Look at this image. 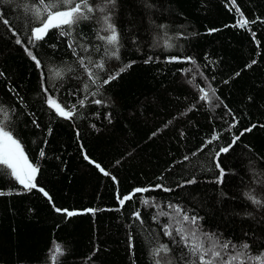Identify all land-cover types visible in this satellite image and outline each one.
Instances as JSON below:
<instances>
[{
	"label": "trees",
	"instance_id": "obj_1",
	"mask_svg": "<svg viewBox=\"0 0 264 264\" xmlns=\"http://www.w3.org/2000/svg\"><path fill=\"white\" fill-rule=\"evenodd\" d=\"M36 4L0 0V124L39 169L37 188L28 191L0 166V264H53L55 242L62 249L55 264H155L159 244L168 245L171 264H191L175 231L164 235L171 221L159 212L175 215L169 204L198 217L202 234L229 244L215 264L237 253L232 264H257L249 257L264 254V0H89L95 11L70 37L53 28L32 45ZM236 8L246 28L234 26ZM105 16L119 34L118 58L105 55L112 49L97 39L108 34ZM82 57L103 61V70L89 65L97 84ZM48 95L75 104L73 118L58 116ZM214 134L219 138L208 143ZM230 144L218 157L224 177L217 183L216 153ZM136 188L154 190L121 206L116 196Z\"/></svg>",
	"mask_w": 264,
	"mask_h": 264
},
{
	"label": "snow or ice",
	"instance_id": "obj_2",
	"mask_svg": "<svg viewBox=\"0 0 264 264\" xmlns=\"http://www.w3.org/2000/svg\"><path fill=\"white\" fill-rule=\"evenodd\" d=\"M234 3V0H233ZM37 19L40 20V23L38 26L31 29L28 43L34 45L35 42L41 41L44 39V37L47 35L50 29L56 28L59 29L61 36L70 37L72 35V28L75 24H77L82 19H88L90 13H93L95 9L89 4V0H37V4L34 9H31ZM101 11H103L101 9ZM236 12L239 14V19L236 21V25L240 28H246L249 24V21L247 18L244 17L243 13L240 12L239 8H236ZM256 21H252V23H255ZM5 24L8 22L5 20ZM103 31L105 33H108L107 35H97V39L104 41V43L107 46L111 47V52L108 51L106 48L105 55H110L112 57L118 58V44H119V34L117 33L115 26L110 23V18L108 16H105L103 18ZM65 26L67 30H65ZM16 34L15 32L13 33ZM253 37H255V34L253 33ZM17 44H21L22 41L17 38L16 40ZM69 47H72V41L69 40ZM81 47H84L81 45ZM25 51L27 54L32 58V60L36 63V66L38 68L41 67V61L37 58L36 55L33 54L31 50L28 48H25ZM85 51H87V48H85ZM73 54L75 55V49L73 48ZM178 58L173 57L170 58L171 61H175ZM189 62L195 63L192 61V59L186 58ZM148 61H145L147 63ZM256 61H252L254 64ZM80 64L85 69V72L87 73L88 80L91 81V84L95 85L98 82V76L97 74L92 70L89 65H92V61L89 59L88 63H85L84 58H80ZM96 69L103 70L104 69V63L103 61L97 62L94 65H92ZM128 67H131V65H126L125 67L121 68L119 72L110 75L106 80L103 81L104 84L110 83L112 80L116 79L120 72L125 71ZM248 67H251V65H248ZM185 71H190V69H186ZM43 77V72L41 73ZM57 76L60 75L59 72L56 73ZM239 75V73H237ZM89 84H84V91L88 92ZM45 93L48 92L47 88L43 89ZM99 91V89H97ZM200 96L199 99L202 101H209L210 96L209 93L204 88H199ZM97 93L92 92L90 95L95 96ZM212 95H215V91H212ZM87 99V96L84 99L79 100L77 103L83 107L85 104V100ZM47 105L52 108L55 113L65 119H72L73 116L76 114V105L73 104L71 106L63 105L61 102H58L57 99L53 98V96L48 95L46 100ZM93 103L95 104H101L102 101L99 99L93 100ZM235 119V117H233ZM232 127H235V124L232 125ZM252 127H255L253 125ZM251 128L244 129L245 132L251 131ZM50 131V130H49ZM243 135V132L241 133ZM219 138L218 134H214L211 138V140L208 141V143H211L213 140H216ZM239 139V136H235L233 138L232 144L236 142V140ZM206 146V145H205ZM231 147V144L227 147L220 148L219 152L216 153L217 162L216 167L220 169L219 177L217 178V183L223 182L224 177V170L220 168V162H219V155L220 153H226L229 151V148ZM40 156H44V151H40ZM85 159H88V157L85 155ZM187 160L188 157H185ZM91 162V161H90ZM0 166L3 167L4 170H7L9 174L20 184L23 186L24 189L31 191L32 189L37 188V184L35 181V176L39 169L29 162L27 156L24 153V150L20 144V142L14 138L11 131H6L5 126L3 124H0ZM96 167H100L98 164ZM102 172H104L105 175H109V173L105 172L104 169H100ZM113 179H115L113 177ZM196 181L189 180L186 183H195ZM156 188L162 189L163 191H171L172 189L166 188L163 185H156ZM154 189L149 188H136L134 191L126 196H123V198H119V203L121 206L125 204L126 201L132 199V197L136 193H144L148 192ZM39 191L43 192L45 196H48V193L45 192L42 188L39 189ZM4 193H0V195H3ZM253 199V202L259 203V201L255 200L254 197H251ZM143 204L147 205L149 204V200L142 199L141 201ZM169 208L173 209L175 215H170L168 212H159L160 216H169L170 223L164 226V235L168 237L173 236V231H175L176 235L179 236L180 242L183 243L184 247L188 250V253L194 257V259L191 261V264H215V261L221 257L222 251L226 250L229 247L228 243L221 244L218 240L213 239V237L207 233H201L199 230L198 220L199 218L196 216H189L186 212L183 211V209L179 206H174L169 204ZM57 212H65L67 216H73L76 215V212L68 211V210H62L57 208ZM88 212H93L94 209H88L86 210ZM133 216L136 220H139L141 223H143V220L141 219L139 211L133 213ZM156 219V217H154ZM174 222V225L173 223ZM185 225H188L186 227ZM244 248H247V244L243 245ZM170 252V249L167 244H159L157 247L152 249V256L155 258V264H171V261L167 259V254ZM54 256H53V264H55V260L58 255L62 254V249L60 245H56L54 249ZM242 255V253H237L234 256L229 257L227 261H225V264H232L233 261H236L239 259V257ZM249 259L254 260L257 262V264H264V254L257 257H249ZM241 264H243V261H241Z\"/></svg>",
	"mask_w": 264,
	"mask_h": 264
},
{
	"label": "bare ground",
	"instance_id": "obj_3",
	"mask_svg": "<svg viewBox=\"0 0 264 264\" xmlns=\"http://www.w3.org/2000/svg\"><path fill=\"white\" fill-rule=\"evenodd\" d=\"M116 200L119 202L118 196H116ZM117 210H119V206L117 207Z\"/></svg>",
	"mask_w": 264,
	"mask_h": 264
},
{
	"label": "rangeland",
	"instance_id": "obj_4",
	"mask_svg": "<svg viewBox=\"0 0 264 264\" xmlns=\"http://www.w3.org/2000/svg\"><path fill=\"white\" fill-rule=\"evenodd\" d=\"M54 249H55V245L53 246V250H52V252L54 253ZM55 254V253H54Z\"/></svg>",
	"mask_w": 264,
	"mask_h": 264
},
{
	"label": "water",
	"instance_id": "obj_5",
	"mask_svg": "<svg viewBox=\"0 0 264 264\" xmlns=\"http://www.w3.org/2000/svg\"><path fill=\"white\" fill-rule=\"evenodd\" d=\"M35 178H36V176H35ZM54 244H55V246L57 245L56 242Z\"/></svg>",
	"mask_w": 264,
	"mask_h": 264
}]
</instances>
